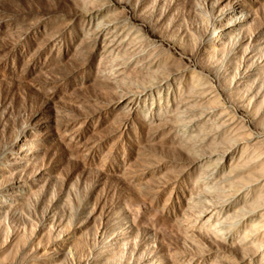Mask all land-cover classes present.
Masks as SVG:
<instances>
[{"label": "rangeland", "instance_id": "374dc122", "mask_svg": "<svg viewBox=\"0 0 264 264\" xmlns=\"http://www.w3.org/2000/svg\"><path fill=\"white\" fill-rule=\"evenodd\" d=\"M0 264H264V0H0Z\"/></svg>", "mask_w": 264, "mask_h": 264}, {"label": "bare ground", "instance_id": "6f19581e", "mask_svg": "<svg viewBox=\"0 0 264 264\" xmlns=\"http://www.w3.org/2000/svg\"><path fill=\"white\" fill-rule=\"evenodd\" d=\"M239 15V14H238Z\"/></svg>", "mask_w": 264, "mask_h": 264}]
</instances>
